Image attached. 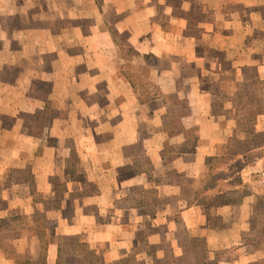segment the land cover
Instances as JSON below:
<instances>
[{
  "label": "crops",
  "instance_id": "0c3cea01",
  "mask_svg": "<svg viewBox=\"0 0 264 264\" xmlns=\"http://www.w3.org/2000/svg\"><path fill=\"white\" fill-rule=\"evenodd\" d=\"M85 8L93 23H73ZM112 33L135 54L125 59ZM125 72L152 81L150 98ZM239 91L264 107V0H0V219L44 207L32 264H56L65 237L100 264L133 252L169 264L165 251L184 264L179 226L204 241L205 264H264V235L243 242L258 229L264 165L241 168L260 176L236 201L191 194L206 159L245 137ZM254 127L264 131V108ZM65 261L86 264L72 251ZM0 264L19 263L0 249Z\"/></svg>",
  "mask_w": 264,
  "mask_h": 264
},
{
  "label": "rangeland",
  "instance_id": "374dc122",
  "mask_svg": "<svg viewBox=\"0 0 264 264\" xmlns=\"http://www.w3.org/2000/svg\"><path fill=\"white\" fill-rule=\"evenodd\" d=\"M75 1L76 0H70V2L72 3ZM72 12L77 13V11L75 10H72ZM84 16H86L87 18H76L75 20H73L72 18L73 23L78 21L81 23H83V21H85L86 23H93L94 20L92 19V13L89 8H85ZM85 28L90 29L88 24ZM67 48L72 50V48L68 47V45ZM139 71L143 72V69L141 68ZM36 86H38L37 82ZM251 99H253L255 102L254 110L258 111L257 114H259L264 108L263 105L257 98L254 97V95L251 96ZM235 111L236 116L240 115L242 117L243 111L237 110V108ZM177 112H179V110H177ZM257 132V135H255L253 132L243 133L244 135H246V137L251 138L255 142L253 144L254 146L260 145L264 148V131ZM228 145L230 146L231 144L228 143L226 148L221 149L217 154L213 156L216 158L219 157L218 162H210V159L213 157L208 158V165H216V167L212 170V176L216 178H212L211 184L208 186V182L205 181V179H209L211 177L208 176L207 173H205L200 180L198 188L191 192L194 198H197L198 200H201L205 203L207 202L215 204L220 200L236 199L244 193L253 192L256 188L257 180L260 176L258 172L243 171L241 170V168L244 165H255L253 161H257L264 165V151L259 150L250 153L246 152L249 148L253 147V145L247 142V140L244 142L243 146L237 149L232 148L234 147L232 145L230 148ZM215 173L217 174L215 175ZM216 196L219 197L215 199ZM37 203L38 205H43L40 201H37ZM41 208L44 207L42 206ZM41 208H36L33 212H31L30 218L26 217L25 215H20L15 218L5 217L0 219V249H2L6 254L15 259L19 264H32V262H30L29 260V248L26 249L25 247H27L26 245H28V242H30V238L32 236H38L41 230L46 229L48 226L49 222L45 221V219L43 218L44 214L40 211ZM254 215L256 221H258L259 216L255 213ZM36 223L39 224L37 225V227ZM179 236L182 247L183 263L186 264V261H188L189 263H193L194 261L196 262V260L200 261V259L204 261L206 250L204 241L201 238L199 239L196 237H188L185 229L181 226H179ZM72 240L73 239L71 237H65L61 247L62 253L61 255H59L56 264H67L65 261V256H67L71 251L74 252L72 249V245H70L72 243ZM17 244H20L19 247H22V250L17 251ZM193 246H196L197 249H192ZM152 256L154 257V254ZM164 259H166L169 264H176V259L173 252L165 251ZM137 260L143 264L141 260Z\"/></svg>",
  "mask_w": 264,
  "mask_h": 264
},
{
  "label": "trees",
  "instance_id": "16d2710c",
  "mask_svg": "<svg viewBox=\"0 0 264 264\" xmlns=\"http://www.w3.org/2000/svg\"><path fill=\"white\" fill-rule=\"evenodd\" d=\"M112 35H113V38L115 39L114 33H112ZM115 41H116V39H115ZM116 42L119 45L121 52H122V55L125 59L128 56H132L133 54H135V51L133 50V48L130 47L126 43V41L123 40V38L121 36H117ZM125 64L126 63H124V65ZM125 74L128 76V78L131 82L130 85L133 88V90L136 93L139 100L142 101V100H147L148 98H150V96L154 92L153 91L154 90V86H153L154 84H152L151 80H147V79L143 78L142 76H139L136 74L134 75L131 72H125ZM251 96H253L252 92H248V91L237 92L236 105L240 111H243L242 117L240 115L237 117V128L240 129L241 131H243L244 133H246V132L252 133L253 132L255 135H257L258 132H257V130H255L254 126H255V122H256V114L258 113V111L254 110L255 102L253 99H251ZM167 97L169 98L170 101L174 102V105L176 108L179 107L177 109V110H179V112H178L179 114H184L186 112V107L182 103L181 100H176V98L172 95H168ZM191 132L192 131L190 129L189 133L192 134ZM246 140L251 145H253L255 143L251 138L246 137V135L243 139H239V138H235V137L231 138L229 140V143L232 146H234L232 148L237 149V148L243 146V144ZM231 145L230 146L228 145V146L231 148ZM218 158L219 157H217V158L213 157L210 159V162L216 163V162H218ZM208 160L209 159L207 158L206 159V164H207L206 173L211 178L205 179V181L208 182L207 185L209 186L211 184L212 178H216V177L212 176V170H213V168L216 167V165H208ZM216 174L217 173H215V175ZM245 194H249V193H244L241 196H243ZM241 196H239L236 199H232V200H228V199L227 200H220L217 203L233 202V201L238 200ZM218 197L219 196H216L215 199H217ZM253 211L255 214H257L259 216L258 217V229L254 232V234L252 236L244 238L243 242H249V243L257 244L261 240V237L264 235V194H262V195L254 194ZM38 237L41 238V240L43 241V244L41 246V248H43L44 243H45V239L43 237V230L39 233ZM70 245H72V249L75 253H79V254L83 255V259H84V262L86 264H99L98 254L96 253V251L94 249L89 248L86 243L80 242L76 238H73L72 244H70ZM193 247H192V249H197L196 246H193ZM202 259H203V255H202ZM186 262H187L186 264H205L204 261H202L201 259H200V261L196 260V262L194 261L193 263L192 262L189 263L188 261H186ZM112 264H142V263H140L137 260V257L135 255V253L133 252V253H129L128 255H126V256L118 259V260L113 261Z\"/></svg>",
  "mask_w": 264,
  "mask_h": 264
}]
</instances>
